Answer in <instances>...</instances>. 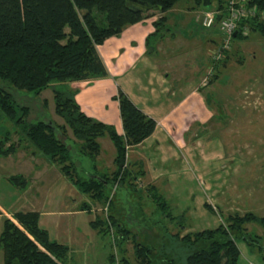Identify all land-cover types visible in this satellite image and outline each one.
Masks as SVG:
<instances>
[{"label": "rangeland", "instance_id": "obj_1", "mask_svg": "<svg viewBox=\"0 0 264 264\" xmlns=\"http://www.w3.org/2000/svg\"><path fill=\"white\" fill-rule=\"evenodd\" d=\"M217 2L212 0L211 5L205 6L198 0H181L168 14L171 33L182 39L193 36V40H200L199 43L191 42L190 47L175 41L170 50L171 55L178 60L193 56L198 57V60L204 58L206 64L201 69V87L202 83L208 84L202 89L209 93L211 108L216 113L227 114L222 120L217 117L214 122H228L226 130L213 128L219 132L210 140H207V135L197 137L200 141V144L196 143L197 152H194L197 158L182 154L179 162L167 165H173L172 173L175 176L172 179L165 176L155 182L151 177L139 178L137 192L128 191L122 186H115V189L110 185L107 189L109 201L82 194L61 167L50 162L28 142L14 123L5 119L0 121V140L9 134L6 147L10 144L16 146L14 154L0 156V264H5V252L1 245L4 220L5 217L12 218L11 215L16 212L40 214L41 227L50 233L53 240L70 248L67 264H113L109 258L111 254L116 256L115 264H120L123 255L131 264H137L133 237L122 246L121 252L114 243V230L110 231V236L105 237L91 226L95 219L109 216L110 209L126 224L138 242L154 246V264H186V258H161L159 248L165 245L169 246V251L179 250L183 254L180 251L182 244L174 238L177 234L185 236L214 229L222 223V218L236 213L244 215L253 212L260 217L264 216V36L251 33L246 40L235 39L228 62L220 65L218 74L216 70L213 76L207 78L210 68L215 66L212 59L218 51L219 43L217 40L218 45L214 43L206 34L208 31L216 34L222 32V19L217 20ZM212 12L217 15L215 23L204 30L200 25L203 17ZM190 22L192 26L186 27ZM184 33L188 34L187 37H184ZM202 42L207 46H202ZM187 50L192 57L185 54ZM63 85L53 82L40 96L13 88L10 91L18 106L28 105L31 108L29 122L63 126L64 121L55 114L53 95V89L64 90ZM65 130L67 134L64 139L71 149L72 162L79 171H83L82 175L100 173L113 176L117 170V153L113 146L110 148L107 145L106 142H110L108 138L100 144L102 154L98 159H92L79 153L78 141L69 129ZM207 131V134L212 133V130ZM56 136L61 138L62 131H57ZM222 138L225 142L224 153L219 146ZM188 153L193 154V150ZM210 160L215 166L211 167ZM133 169L135 172L140 170L138 166ZM18 176L25 179L26 185L12 184L10 179ZM153 185L159 187L161 192L156 194L167 201L174 217L179 218L184 214V228L177 226L175 220L160 215L150 190ZM205 204L210 205L215 214L205 209ZM246 229L252 235L261 237L264 246L262 226L248 224ZM238 246L241 251L238 264H264V253L259 248L252 251V247L245 242H239Z\"/></svg>", "mask_w": 264, "mask_h": 264}, {"label": "trees", "instance_id": "obj_2", "mask_svg": "<svg viewBox=\"0 0 264 264\" xmlns=\"http://www.w3.org/2000/svg\"><path fill=\"white\" fill-rule=\"evenodd\" d=\"M180 1L0 0V121L5 119L14 123L28 142L50 162L61 167L80 193L109 201L107 189L110 185L137 192V180L145 172L142 169L135 172L126 154L128 148L142 144L154 134L157 122L119 91L115 99L119 102L124 128V135H120L114 126L86 115L76 101L78 92L70 85L91 83L108 77V70L98 47L113 37L121 36L128 27L158 15L154 22L156 32L148 38L147 46L151 47L155 39H162L170 32L168 14ZM198 2L205 6L212 4V0ZM225 3L226 0H218L216 9L223 11ZM249 6L258 9L255 18L241 22L242 27L248 26L249 35L242 36L238 33L235 39L246 40L251 33L264 36V0H251ZM221 18L218 16L217 20ZM189 24L186 27L192 26L191 22ZM218 35L217 41L220 44L221 34ZM229 56L230 53H227L221 63L215 64L217 74L220 65L227 63ZM53 82H60L65 87L64 90L53 89L55 114L65 125L29 122L31 108L28 105L18 106L10 88L40 96ZM65 129H69L78 141L79 153L92 159H98L102 153L99 139L109 138L117 153V170L113 176L100 173L82 175L83 171H79L72 162L71 149L64 139L67 134ZM57 131H62L61 138L56 136ZM8 141L9 134L0 140V156L16 152L15 144L6 147ZM96 177H101L103 181H98ZM10 181L12 184L15 182L17 185H26L25 179L19 176ZM157 194L152 196L158 204L160 215L175 220L177 226L184 228V214L179 218L174 217L167 201ZM110 204L113 205L111 201ZM204 208L215 214L210 205L205 204ZM110 210L109 216L95 219L91 226L105 237L110 236V231L114 230V243L121 252L122 246L133 237L137 249V264H154V246L138 242L126 224ZM11 216L12 218L5 217L1 237L5 264H67L70 248L53 240L50 233L41 227L40 214L16 212ZM222 220L214 229L192 232L185 236L175 235L174 238L182 244L180 251L183 254L179 250L171 252L169 246L165 245L159 248L161 258H186V264H238L241 257L239 242H245L252 247V251L259 248L264 253L261 243L263 239L246 229L248 224L264 228V216L260 217L253 212L244 215L236 213ZM109 258L111 263H116L115 255L111 254ZM120 264L131 263L123 255Z\"/></svg>", "mask_w": 264, "mask_h": 264}, {"label": "crops", "instance_id": "obj_3", "mask_svg": "<svg viewBox=\"0 0 264 264\" xmlns=\"http://www.w3.org/2000/svg\"><path fill=\"white\" fill-rule=\"evenodd\" d=\"M158 17L153 16L143 23L128 27L121 36L113 37L98 47L108 70V77L91 83L70 85L78 92L76 101L82 111L97 121L114 126L120 135H124V128L119 102L115 99L119 91L157 122L154 134L142 144L131 147L130 155L128 153L126 157L132 166L144 170L145 175L140 176L141 180L151 177L155 182L165 176L171 179L175 176L172 173L173 165H167L179 162L182 154L192 158L196 155L194 152H197V144H200L197 137L207 135V140H210L219 132L213 128H220V131L228 129V122L225 120L222 123L214 122L217 117L222 120L227 114L216 113L211 108L209 93L201 87V69L206 64L204 58L198 60V57H192L187 50L185 54L192 58L178 60L170 52L175 41L190 47L191 42L199 43L200 40H193V36L182 39L170 30L162 39H155L151 47L147 46L148 38L156 32L154 22ZM183 35L187 37L188 34ZM206 35L212 41L219 38L218 33L210 31ZM202 46L207 44L202 42ZM207 130H212V133L207 134ZM105 138L99 139L100 144ZM106 143L110 148L114 147L111 141ZM223 144L225 142L222 138L219 145L222 153L225 151ZM191 150L193 154L188 153ZM212 160L211 167L215 166ZM150 190L153 196L161 192L155 185Z\"/></svg>", "mask_w": 264, "mask_h": 264}, {"label": "built area", "instance_id": "obj_4", "mask_svg": "<svg viewBox=\"0 0 264 264\" xmlns=\"http://www.w3.org/2000/svg\"><path fill=\"white\" fill-rule=\"evenodd\" d=\"M250 1L251 0H226L224 10L217 11L218 16L222 17L220 24L222 32L220 33L221 39L218 45V51L214 59H212L214 63L222 61L227 53L231 51L235 33H237V35L240 33L242 36L249 35L248 27H242L241 22L244 20H252L258 13L257 7L249 6ZM216 17V13H206L202 20L203 27L207 29L211 28L215 23ZM210 69L209 76H206L207 78L214 74V67ZM202 86V88H205L208 84L202 83Z\"/></svg>", "mask_w": 264, "mask_h": 264}, {"label": "water", "instance_id": "obj_5", "mask_svg": "<svg viewBox=\"0 0 264 264\" xmlns=\"http://www.w3.org/2000/svg\"><path fill=\"white\" fill-rule=\"evenodd\" d=\"M237 37V33L234 34V38ZM94 178V177H93ZM98 181H103L101 177H96Z\"/></svg>", "mask_w": 264, "mask_h": 264}, {"label": "bare ground", "instance_id": "obj_6", "mask_svg": "<svg viewBox=\"0 0 264 264\" xmlns=\"http://www.w3.org/2000/svg\"><path fill=\"white\" fill-rule=\"evenodd\" d=\"M244 21H248V20H244ZM246 27H248V26H246ZM230 52H231V51H230ZM230 52H229V53H230ZM225 58H226V57H225ZM225 58H224V59H225ZM224 59H223V60H224ZM223 60H222V61H223ZM222 61H220L219 63H221ZM219 63H215V64H219Z\"/></svg>", "mask_w": 264, "mask_h": 264}]
</instances>
